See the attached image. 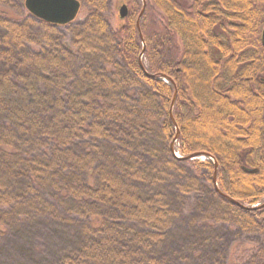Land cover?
I'll use <instances>...</instances> for the list:
<instances>
[{
    "label": "trees",
    "instance_id": "1",
    "mask_svg": "<svg viewBox=\"0 0 264 264\" xmlns=\"http://www.w3.org/2000/svg\"><path fill=\"white\" fill-rule=\"evenodd\" d=\"M79 2L0 0V264H264V0Z\"/></svg>",
    "mask_w": 264,
    "mask_h": 264
},
{
    "label": "water",
    "instance_id": "2",
    "mask_svg": "<svg viewBox=\"0 0 264 264\" xmlns=\"http://www.w3.org/2000/svg\"><path fill=\"white\" fill-rule=\"evenodd\" d=\"M23 4L25 9L36 18L58 25L73 21L76 18L81 5L79 0H24ZM127 11L126 4H120L118 7L120 18H124L127 15ZM176 134L178 135V131ZM173 154L178 157L174 151ZM197 155L198 154H193L192 156H189V158H195ZM232 201L239 204L234 200Z\"/></svg>",
    "mask_w": 264,
    "mask_h": 264
},
{
    "label": "rangeland",
    "instance_id": "3",
    "mask_svg": "<svg viewBox=\"0 0 264 264\" xmlns=\"http://www.w3.org/2000/svg\"><path fill=\"white\" fill-rule=\"evenodd\" d=\"M20 1L23 3L24 0H20ZM114 1H115V0H113V2H114ZM186 1H187V0H186ZM112 9H113V7H112ZM23 10H24V9H23ZM11 11L14 13L15 16H20V14L22 13V11H20L19 9L17 10V9H15V8H12ZM113 12H114V11H113ZM23 13H25V11H23ZM84 15H85V9H81V10L78 12V18H77V21H81V20L84 18ZM110 23H111L112 26L115 25V23H116L115 15H113V18L110 19ZM175 146H176V145H175ZM176 147H178V144H177ZM174 153H175L177 156H179V151H178V150H174ZM199 159L203 160V159H205V157L201 156V157H199ZM262 200H263V199H262Z\"/></svg>",
    "mask_w": 264,
    "mask_h": 264
}]
</instances>
